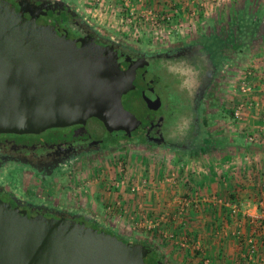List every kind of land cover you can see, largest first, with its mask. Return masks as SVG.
Masks as SVG:
<instances>
[{"label":"rangeland","instance_id":"374dc122","mask_svg":"<svg viewBox=\"0 0 264 264\" xmlns=\"http://www.w3.org/2000/svg\"><path fill=\"white\" fill-rule=\"evenodd\" d=\"M64 1L74 8L91 28L119 43L148 52L199 42L204 44L213 57L218 69L214 82L202 102L197 131L192 127L191 117L187 116L189 105L186 103L188 98L192 99L198 83L197 76L188 70H185L186 74L181 72L179 76H170L166 74L165 67L156 63L160 73L163 72V79L170 84L173 97L179 102L181 115L172 127V133L174 132L176 137L172 134V139L169 138L178 150L136 144L129 140L112 150L81 156L59 173L53 182L50 181L52 185L57 186V191L63 193L60 195L61 206L93 217L99 225L127 242L145 244L155 251L157 260L162 264H205L206 260L209 261L205 247L216 249L217 244L206 246L202 237L187 234V248H177L171 241L166 242L167 239L158 233L155 235L149 230L143 233L137 228H128L129 226L121 221L124 214L117 209L114 200L118 198L120 189L124 188L125 193L137 192L131 191V186L140 184L135 172L138 165H161L163 175L160 181L169 184L170 174L177 172L176 185L180 188L175 195L180 200L179 208L176 210L175 220L172 219L174 213H169L171 209L165 208L164 212L171 216L165 215L167 220L162 231L174 228L173 233L178 236L172 241L179 240L181 231L186 227V208H192L194 211L197 208L193 207L189 200L193 202L198 197L194 193L190 195L189 189L187 192V189L183 188L189 182L182 180L178 171L191 172L194 167L192 163L195 167H201L203 154L214 146L217 148L218 141L228 133L224 131V126L228 127L229 123V126L234 128L230 110L238 99L237 83L240 72L255 70L258 65L259 70L264 69V0ZM154 23L160 25L154 26ZM188 88H191L190 92ZM191 132H196V135L190 137ZM232 132L236 133L237 130L231 129L230 133ZM116 138H119V135ZM130 169H133L134 175H131L132 171L126 174ZM263 225L258 226L260 229L257 230V235L249 237L253 239V245L256 247L254 253L249 252L248 237H245L247 239L244 240V245L243 233L239 230L234 234L233 241L241 243L239 247L245 248L241 253L246 260L251 258L252 261L255 255L264 249ZM234 263L242 264L237 258L222 263L219 260L208 262Z\"/></svg>","mask_w":264,"mask_h":264},{"label":"water","instance_id":"95a60500","mask_svg":"<svg viewBox=\"0 0 264 264\" xmlns=\"http://www.w3.org/2000/svg\"><path fill=\"white\" fill-rule=\"evenodd\" d=\"M109 49L77 43L0 0V133H40L95 118L107 131L136 127L122 97L134 70ZM146 246L66 219L20 213L0 201V264H145Z\"/></svg>","mask_w":264,"mask_h":264},{"label":"flooded vegetation","instance_id":"af4514ba","mask_svg":"<svg viewBox=\"0 0 264 264\" xmlns=\"http://www.w3.org/2000/svg\"><path fill=\"white\" fill-rule=\"evenodd\" d=\"M6 1L16 11L22 10L23 17L33 19L37 25L60 30L77 43H93L109 49L116 56L115 64L127 71L134 70V88L123 95L122 103L135 116L137 124L127 132H109L102 122L90 118L84 124L50 128L40 133H0V201L27 217L34 215L81 222L86 227L101 230L120 240L95 222L93 217L61 206L60 195L63 193L57 191L52 180L83 155L106 152L121 146L122 137L136 144L178 150L169 138L172 139V127L181 115L179 102L173 97L171 86L163 79V72L160 73L156 63L165 67L166 74L170 76H179L181 72L186 74L185 70L197 76L198 83L192 99L186 101L189 105L187 116L191 117L192 127L197 131L202 102L218 69L213 57L199 42L148 52L119 43L91 28L64 0ZM190 134L192 137L196 132ZM118 135L119 138H116ZM147 249L149 252L144 258L145 264H162L157 260L155 251Z\"/></svg>","mask_w":264,"mask_h":264},{"label":"crops","instance_id":"0c3cea01","mask_svg":"<svg viewBox=\"0 0 264 264\" xmlns=\"http://www.w3.org/2000/svg\"><path fill=\"white\" fill-rule=\"evenodd\" d=\"M257 67L249 83L254 88L252 98L259 106L250 110L240 121L233 120L234 128L229 126V123L228 127L224 126V131L228 133L218 141L217 148L214 146L203 154L201 167H195L192 163L194 167L189 174L185 170L178 171L182 180L189 182L183 188L187 189V192L189 189L190 195L194 193L198 197L197 206L192 204L197 207L195 211L186 208V227L181 231L179 240L172 241L177 235L173 233L174 228L162 231L167 220L165 215L171 216L169 213L172 212V219H176L180 200L175 192L179 191L180 187L176 185L177 172L170 174V184L160 181L163 175L161 165H138L135 172L140 183L139 191L131 194L125 193L124 188L119 190V196L114 202L117 209L124 214L121 221L128 225V228H137L143 233L147 230L155 235L158 233L167 239L166 242L171 241L177 248H187V234L202 237L206 246L217 244L216 249L205 247L211 262L219 260L222 263L237 258L242 264H264V249H261L252 261L251 258L246 260L241 253L245 248L239 247L241 243L233 241L234 234L240 230L244 235L242 239L245 245V237L257 235L260 229L258 226L264 224V69L259 70ZM238 94V99L244 96L241 92ZM231 129L237 132L230 133ZM247 136H254L255 141L248 142ZM127 173L134 175L133 169ZM166 207L171 209L169 213L164 212ZM233 207L239 210L236 217L231 214Z\"/></svg>","mask_w":264,"mask_h":264},{"label":"built area","instance_id":"2783aa9c","mask_svg":"<svg viewBox=\"0 0 264 264\" xmlns=\"http://www.w3.org/2000/svg\"><path fill=\"white\" fill-rule=\"evenodd\" d=\"M159 23H154V26H159ZM241 74L239 75V82L238 84V88H239V92H241L243 96L242 99H237V101L235 102L234 106L231 107V115L233 117L234 121H240L241 119H243L245 117V115L250 111V110H254L255 108H257L259 106V103L254 100V98H252L253 95V85L249 83V79L251 77H253V73L254 70H246L243 72H240ZM247 141L250 143H253L255 141V137L254 136H247ZM140 186L138 185H132L131 186V191H139ZM189 203L197 206L196 204L198 203V201L193 200V202H191L189 200ZM238 208L237 207H233L231 208V214L232 216H238L239 212H238ZM250 244V248H249V252L250 253H254L256 250V247L253 245V239L249 238L247 241ZM205 264H208V261H205Z\"/></svg>","mask_w":264,"mask_h":264},{"label":"trees","instance_id":"16d2710c","mask_svg":"<svg viewBox=\"0 0 264 264\" xmlns=\"http://www.w3.org/2000/svg\"><path fill=\"white\" fill-rule=\"evenodd\" d=\"M259 12H261V11H259ZM121 144L122 143H125L126 141H128V139L126 138V137H122L121 138ZM114 234V233H113ZM116 235V234H115ZM117 236V235H116ZM118 237V236H117ZM120 240H122L123 242H127V241H125V240H123V239H120ZM143 246H146L145 244H142ZM147 248H148V246H146Z\"/></svg>","mask_w":264,"mask_h":264}]
</instances>
